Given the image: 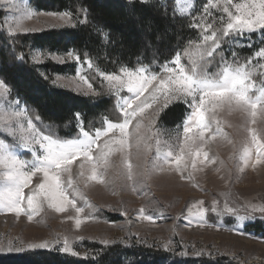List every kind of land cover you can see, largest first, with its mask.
<instances>
[{
  "label": "rangeland",
  "instance_id": "1",
  "mask_svg": "<svg viewBox=\"0 0 264 264\" xmlns=\"http://www.w3.org/2000/svg\"><path fill=\"white\" fill-rule=\"evenodd\" d=\"M140 1L144 2V0ZM154 1L171 2L177 15L182 17L195 15V23L200 21L201 25L210 22L213 27L219 28L222 26L219 18L222 15L225 19L227 18L226 14L217 8H211L210 12L206 14L203 8L208 0H190L187 6L185 0H147L144 3ZM234 2H242V0H234ZM17 4L19 11L10 6L9 0H0V13H2L0 26L6 33L8 24L23 16L26 9L38 13H49L33 6L30 0H17ZM201 17H203L202 20ZM22 24L24 28L33 31L17 32L13 37L74 28L78 21L72 15L63 21L47 15H34L30 19H24ZM199 31L200 40L185 52V56H187L185 63L181 57V63L186 69H191L194 62L203 63L200 60V49L197 44L201 43L203 35L211 34L212 29H208L207 33L200 29ZM257 33L260 31L251 35ZM246 36L247 34L225 38L227 43L221 46L223 52L216 55L208 71L217 72L222 68L224 62L221 60V56L225 57L229 64H232V53L234 51L237 53V48L242 47L243 39ZM260 40L262 41V37L259 35V42ZM209 43L211 42L209 41ZM41 53L43 59L38 66L47 63L66 66L64 74H55L52 77L53 85L86 97H113L117 108L118 97L115 94H109L107 81L100 75L103 71L96 69L90 61L86 60L90 62L89 64L81 60L78 63L74 59H68L65 63L60 64L53 60L49 53L65 56L67 52L59 53L41 49H32L30 60L32 56ZM208 59L211 58L205 57V60ZM248 59L252 60V65H249L252 71L250 78L252 94L256 95L264 88V67H261L264 64V59L253 55L249 58H241L237 53L236 60L239 64H245ZM167 66L173 67L174 65L170 62ZM163 68L164 66L157 73L167 75L163 72ZM147 69L152 72L149 68ZM77 73L84 77L88 83L82 82ZM88 84L92 85L91 90L88 89ZM127 95L129 94L126 90L120 93L121 97ZM21 106L24 105L21 104ZM3 107L7 108L8 105L4 104ZM172 107H179L178 113L164 117V113ZM168 109L161 113L157 120L159 148L162 154L175 148L176 129L189 111L188 105L183 101L173 102ZM117 110L121 115L118 108ZM215 118L219 121L222 135L210 140L209 144L202 149V151H208L209 157L212 159L205 160L201 154L200 156H185V159L181 161L180 167L185 169V176H190V179H180L179 174L175 172L177 166L173 162L167 166L163 173H156L147 182L146 187L140 189L139 192H133L131 182L119 177L113 179L115 176L113 168H109L108 174L104 177L106 183H98L88 179L91 175L90 163L85 162L83 157L75 160L70 165L71 177L74 186L78 187L83 194L82 197H76V202L77 206L82 207L84 211L77 217L76 211L68 206L66 212L59 213L48 208L45 202L41 210L33 215L31 221L23 213L17 216L15 213L0 212V245L11 243L26 248L28 244H41L46 241L52 245L48 249L37 248L20 253H0V255L20 256L27 252L46 251L86 258L91 254L89 248L93 244L113 245L129 242L142 248H154L185 258L223 260V264H264V213L251 212L252 207H264V163L253 168L251 164L245 165L244 161L240 159L245 147L248 146V141H250V130L256 129L258 132H264V123L260 122L259 109H257L255 125L251 123L250 115H242L236 110L230 111L226 106L216 110ZM120 119L122 116L118 120ZM78 125L81 128V122ZM215 127L214 123L213 128ZM37 130L41 135L50 136L38 128ZM129 131H132L131 126ZM180 131L182 132V128ZM25 135H29V133H25ZM209 136V133H205V139H209ZM82 138L80 132L79 136L73 140ZM106 139L107 137H101L98 145L94 146V153L99 151ZM151 143L152 151L149 159L156 155L155 138ZM36 149L39 153L38 145H36ZM12 150L22 159L31 161L33 158L30 152L16 145H13ZM108 159L110 162L119 164L120 157L115 152V146H113V151ZM131 162L134 167L138 163L135 157ZM193 162L195 168L192 166ZM81 163L85 164L84 169L80 168ZM81 171L85 173L83 177L80 176ZM2 172L3 169H0V173ZM67 176V173L63 174L62 179H66ZM42 180V174L37 173L33 177L30 187L35 188ZM4 187L5 183L0 179V189ZM144 192H147L148 195H143ZM214 205L215 212L211 210ZM226 206L233 211L226 212ZM201 208L205 210L203 218L189 215V209L195 214ZM141 209L145 210L146 215L152 216L153 220L140 219ZM101 213L106 214V217H103ZM239 217L251 218L242 220ZM77 218L81 220L79 228L75 223ZM256 222L262 224V232L254 234L247 231V227ZM65 240L69 248L77 252L78 255L57 250L63 247ZM165 246H167V250Z\"/></svg>",
  "mask_w": 264,
  "mask_h": 264
},
{
  "label": "snow or ice",
  "instance_id": "2",
  "mask_svg": "<svg viewBox=\"0 0 264 264\" xmlns=\"http://www.w3.org/2000/svg\"><path fill=\"white\" fill-rule=\"evenodd\" d=\"M189 2L190 0H185L186 6ZM9 3L14 10L19 11L17 0H9ZM211 8H217L226 14V19L223 15L219 18L222 22L221 27L215 28L210 22L201 25L200 21L191 25L205 33L208 29H212L211 34L203 35L201 43L197 44L200 49V60L203 63L194 62L191 69H186L181 63L180 54H176L171 61L174 66L165 65L163 68V72L167 75L150 72L143 66L139 68L122 66L119 74L100 73L107 81L109 94H115L118 97L117 108L122 119L117 122L105 120V126L96 129L93 134L84 129L81 114L77 112L75 118L81 122L82 139L59 141L50 136L41 135L30 116L31 109L21 106L19 90L9 83L6 71L0 69V169H3L0 179L5 183V187L0 189V212L15 213L17 216L23 213L31 221L33 215L38 213L46 202L48 208L59 213L66 212L70 206L76 211L78 217L84 209L77 206L76 197H82L83 194L78 187L74 186L71 177L70 165L75 160L83 157L85 162L90 163L91 175L88 179L106 183L104 177L108 174L109 168H113L114 180L119 177L129 181L132 191L139 192L147 186V182L156 173H163L173 162L177 166L175 172L179 174L180 179H190V176H185V169L180 167L185 156L202 154L205 160L212 159L208 151H202V149L209 144L210 140L222 135L219 121L215 118L217 109L226 106L230 111L236 110L242 115H250L251 123L254 125L257 123V109H259L260 122L264 123V88L259 91V94H252L250 83L252 71L249 68V65H252L251 59H248L245 64H239L236 60L237 53L234 51L232 64L221 56L224 62L222 68L217 72L208 71L216 55L223 52L221 46L227 43L225 38L247 34L250 40L251 34L257 31L264 36V0H242V2L208 0L203 11L207 14ZM34 15H47L63 21L71 14L68 12L38 13L26 9L23 16L8 24L7 34L14 36L17 32L33 31L24 28L22 21ZM261 44L264 45V40ZM249 46L251 47V44ZM49 55L60 64L68 59H74L78 63L81 60V57L72 51H68L65 56L51 53ZM253 56L264 59V46L258 48ZM205 57L211 59L205 60ZM17 59L20 65L28 62L23 55ZM42 59L41 53L32 56L31 62L39 65ZM85 62L90 64L88 61ZM261 67H264V64ZM40 74L43 78H48L47 73ZM77 75L79 76V73ZM79 79L88 83L82 76H79ZM91 88L92 85L88 84V89L91 90ZM125 90L129 95L121 97L120 93ZM175 101H183L188 105L189 111L176 129L175 148L162 154L159 148L157 120L161 113H164ZM4 104L8 107H3ZM214 123L215 128H213ZM250 132V141L240 159L245 165L251 164L255 168L256 165L264 163V132H258L256 129H251ZM205 133L210 134L209 139H205ZM101 137H107V139L99 151L94 153V146L98 145ZM153 138L156 143V155L149 159ZM13 145L30 152L32 160L22 159L16 155L12 150ZM36 145L39 146V153ZM113 146H115V152L119 154V164L110 162L108 159ZM133 157L138 162L135 167L131 162ZM192 166L195 168L194 162ZM84 167L85 164L81 163L80 168L84 169ZM37 173L42 174L43 180L32 188L30 185ZM65 173L68 174L67 178L62 179ZM84 175L85 173L81 171L80 176ZM143 195L146 196L148 193L144 192ZM211 210L216 211L215 205ZM225 211L231 213L233 209L226 206ZM257 211L264 213V207L251 208L252 213ZM188 212L190 216L196 215L203 218L205 210L198 209L194 214L189 209ZM139 218L153 220L152 216L145 214L144 209L140 210ZM239 218L243 220L251 217ZM75 223L79 228L81 220L77 218ZM50 247L52 245L47 241L41 244H28L26 248L9 243L0 245V253H20ZM165 249L167 250V246ZM57 250L78 255L69 248L66 240L63 247Z\"/></svg>",
  "mask_w": 264,
  "mask_h": 264
},
{
  "label": "trees",
  "instance_id": "3",
  "mask_svg": "<svg viewBox=\"0 0 264 264\" xmlns=\"http://www.w3.org/2000/svg\"><path fill=\"white\" fill-rule=\"evenodd\" d=\"M33 6L46 12H68L77 21L74 28L51 30L37 34L9 36L0 26V69L9 83L19 90L21 104L31 109L30 116L37 128L59 140H73L80 134L75 118L81 114L83 127L89 132L104 127L105 120L117 122L121 115L115 98L86 97L53 85L55 74H64L66 66L47 63L34 65L32 49L65 53L72 51L81 61H90L100 71L117 73L122 66H141L159 72L176 54L187 60L185 52L200 39V31L191 27L195 15L179 16L168 1L144 3L140 0H30ZM2 13H0V21ZM260 33L243 39L237 48L241 58H249L264 46ZM251 44V47L249 46ZM28 62L20 65L19 56ZM40 73H47L45 79ZM172 107L164 113H178ZM38 117V118H37ZM106 217V214L101 213ZM256 222L247 231L262 232ZM86 258L61 255L58 252H27L20 256H1L0 264H223V260L185 258L154 248H142L135 243L113 245L93 244Z\"/></svg>",
  "mask_w": 264,
  "mask_h": 264
}]
</instances>
